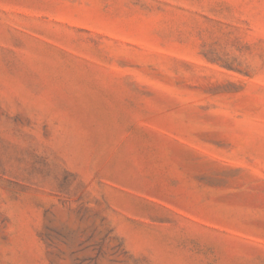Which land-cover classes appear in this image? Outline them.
Here are the masks:
<instances>
[{
  "label": "rangeland",
  "instance_id": "rangeland-1",
  "mask_svg": "<svg viewBox=\"0 0 264 264\" xmlns=\"http://www.w3.org/2000/svg\"><path fill=\"white\" fill-rule=\"evenodd\" d=\"M0 264H264V0H0Z\"/></svg>",
  "mask_w": 264,
  "mask_h": 264
}]
</instances>
